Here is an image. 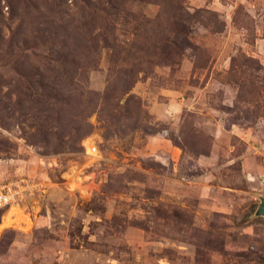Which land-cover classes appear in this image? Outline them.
<instances>
[{"label":"rangeland","instance_id":"374dc122","mask_svg":"<svg viewBox=\"0 0 264 264\" xmlns=\"http://www.w3.org/2000/svg\"><path fill=\"white\" fill-rule=\"evenodd\" d=\"M8 188L0 264H264V0H0Z\"/></svg>","mask_w":264,"mask_h":264},{"label":"built area","instance_id":"2783aa9c","mask_svg":"<svg viewBox=\"0 0 264 264\" xmlns=\"http://www.w3.org/2000/svg\"><path fill=\"white\" fill-rule=\"evenodd\" d=\"M96 148L93 147L92 151H95ZM17 192L13 191L11 188L6 189L5 191L0 192V207L9 205L15 197Z\"/></svg>","mask_w":264,"mask_h":264},{"label":"water","instance_id":"95a60500","mask_svg":"<svg viewBox=\"0 0 264 264\" xmlns=\"http://www.w3.org/2000/svg\"><path fill=\"white\" fill-rule=\"evenodd\" d=\"M257 214L264 217V202L260 204Z\"/></svg>","mask_w":264,"mask_h":264}]
</instances>
